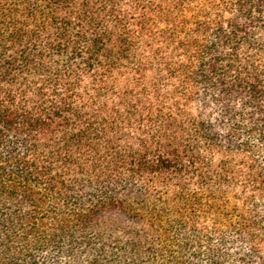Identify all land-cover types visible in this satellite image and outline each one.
Instances as JSON below:
<instances>
[{
  "label": "trees",
  "instance_id": "trees-1",
  "mask_svg": "<svg viewBox=\"0 0 264 264\" xmlns=\"http://www.w3.org/2000/svg\"><path fill=\"white\" fill-rule=\"evenodd\" d=\"M0 264H264V0H0Z\"/></svg>",
  "mask_w": 264,
  "mask_h": 264
}]
</instances>
